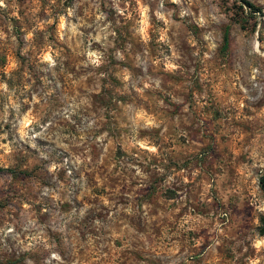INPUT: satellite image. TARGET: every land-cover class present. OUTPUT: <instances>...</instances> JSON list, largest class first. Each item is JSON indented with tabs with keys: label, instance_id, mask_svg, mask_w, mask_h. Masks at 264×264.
Wrapping results in <instances>:
<instances>
[{
	"label": "rangeland",
	"instance_id": "1",
	"mask_svg": "<svg viewBox=\"0 0 264 264\" xmlns=\"http://www.w3.org/2000/svg\"><path fill=\"white\" fill-rule=\"evenodd\" d=\"M0 169V264H264V0H0Z\"/></svg>",
	"mask_w": 264,
	"mask_h": 264
},
{
	"label": "trees",
	"instance_id": "2",
	"mask_svg": "<svg viewBox=\"0 0 264 264\" xmlns=\"http://www.w3.org/2000/svg\"><path fill=\"white\" fill-rule=\"evenodd\" d=\"M225 42H226V38H225ZM3 171H9L10 173H14L10 169H0V173H2ZM259 184H260L261 190L264 192V175L261 176V178L259 180ZM263 235H264V233H263Z\"/></svg>",
	"mask_w": 264,
	"mask_h": 264
}]
</instances>
